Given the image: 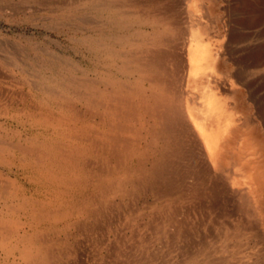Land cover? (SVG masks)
Wrapping results in <instances>:
<instances>
[{"label": "bare ground", "instance_id": "bare-ground-1", "mask_svg": "<svg viewBox=\"0 0 264 264\" xmlns=\"http://www.w3.org/2000/svg\"><path fill=\"white\" fill-rule=\"evenodd\" d=\"M95 7L101 32L87 43L100 54L101 75L65 61L66 73H29L42 96L31 117L55 134L14 140L5 132L0 154L21 155L25 169L57 189L101 182L129 198L160 186L161 196L237 200L242 206L222 212L262 216L264 0H100ZM85 121L78 133L69 129ZM54 215L57 208L15 182H0V264H59L57 233L40 228ZM15 216L30 231L20 234Z\"/></svg>", "mask_w": 264, "mask_h": 264}, {"label": "rangeland", "instance_id": "rangeland-1", "mask_svg": "<svg viewBox=\"0 0 264 264\" xmlns=\"http://www.w3.org/2000/svg\"><path fill=\"white\" fill-rule=\"evenodd\" d=\"M99 3L0 0V135H15L14 140L53 138V128L31 117L42 97L31 74L66 73L65 61L92 76L101 75L100 54L87 43L101 32V14L95 7ZM56 113L60 116L59 110ZM70 124L69 129L76 130L87 122ZM94 161V169H100ZM22 162L19 154L1 152L0 182L13 181L26 196L59 210L60 215L46 218L40 227L57 233L52 255L59 264H264V214L222 212L242 206L237 200L165 197L160 186L124 198L101 182L57 189L43 185L45 177L25 169ZM260 176L264 178V169ZM14 220L20 234L30 231L23 218ZM3 257L0 246V261ZM13 260L20 262L18 255Z\"/></svg>", "mask_w": 264, "mask_h": 264}]
</instances>
